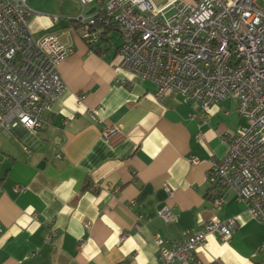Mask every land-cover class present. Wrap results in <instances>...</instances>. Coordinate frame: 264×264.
<instances>
[{
  "label": "crops",
  "instance_id": "crops-1",
  "mask_svg": "<svg viewBox=\"0 0 264 264\" xmlns=\"http://www.w3.org/2000/svg\"><path fill=\"white\" fill-rule=\"evenodd\" d=\"M27 5L33 38L55 35L73 53L58 66L64 89L44 128L0 131V264H157L155 235L180 241L184 230L229 219L233 235H209L192 264H264V224L229 189L213 208L207 182L210 160L244 125L235 101L203 110L173 92L158 100L154 83L118 67L115 30L82 39L75 0ZM105 127L117 128L107 140ZM164 204L176 222L157 217Z\"/></svg>",
  "mask_w": 264,
  "mask_h": 264
},
{
  "label": "built area",
  "instance_id": "built-area-1",
  "mask_svg": "<svg viewBox=\"0 0 264 264\" xmlns=\"http://www.w3.org/2000/svg\"><path fill=\"white\" fill-rule=\"evenodd\" d=\"M75 1L82 39L91 45L101 30H115L121 39L118 67L154 83L156 99L173 92L193 99L203 110L235 101L244 125L224 140L226 154L209 162L213 208H220L221 191L229 189L264 224V6L259 0H167L161 6L153 0ZM31 13L27 0H0L3 132L21 126L34 134L44 128L43 114L64 89L58 66L73 53L55 35L33 38ZM82 99L77 97L78 102ZM91 117L97 121L94 111ZM116 132V127H105L100 136L107 140ZM197 163V157L191 158V164ZM157 217L164 223L177 221L165 204ZM236 228L233 219L213 220L197 231L184 230L180 241L155 235L157 264H192L209 235L217 232L227 241Z\"/></svg>",
  "mask_w": 264,
  "mask_h": 264
},
{
  "label": "rangeland",
  "instance_id": "rangeland-1",
  "mask_svg": "<svg viewBox=\"0 0 264 264\" xmlns=\"http://www.w3.org/2000/svg\"><path fill=\"white\" fill-rule=\"evenodd\" d=\"M154 3L157 5V6H161L163 5L164 3L167 2V0H153ZM258 4L263 7L264 6V0H259Z\"/></svg>",
  "mask_w": 264,
  "mask_h": 264
}]
</instances>
